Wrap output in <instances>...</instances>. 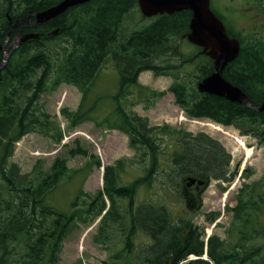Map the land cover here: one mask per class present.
Wrapping results in <instances>:
<instances>
[{
	"label": "trees",
	"instance_id": "16d2710c",
	"mask_svg": "<svg viewBox=\"0 0 264 264\" xmlns=\"http://www.w3.org/2000/svg\"><path fill=\"white\" fill-rule=\"evenodd\" d=\"M59 1L0 0V43L5 40L10 23ZM257 1L264 4V0ZM135 7L138 8L137 0H90L70 7L42 25L28 28V32H38V36L12 50L1 69L0 264H61L60 253L66 237L79 224H90L98 217L94 241L109 239L111 231L116 229L115 236L121 238L123 246L115 258L124 259L122 264H179L191 253L203 256L206 243L192 217L173 219L165 203L150 200L137 204L136 194L140 186L150 187L155 175L167 178V187L174 182L173 191L181 186L182 192V178L187 175L206 183L228 182L235 174L229 172L230 154L218 140L203 131L192 133L167 125H150L147 116L128 110L119 101L111 114L99 120L93 117L94 106H85L84 101L107 58L113 60L119 73L115 97L125 102L133 94L138 98L128 100L129 106L143 101L154 103L168 91L188 118L232 126L241 135L252 136L264 146V110L198 90V82L214 71L213 60L196 45L199 52L184 57L176 43V39L186 38L192 12L157 14L142 28L126 33L122 22ZM226 31L239 40L240 50L224 67L222 75L259 106L264 98V37L252 36L245 40L230 26ZM2 56L0 50V61ZM195 58L199 60L193 61ZM186 62L193 65L191 70L184 68ZM142 71L170 76L172 81L166 90L150 89L138 81ZM62 83L75 86L81 93L75 109L60 108L67 129L86 121L117 129L127 135L128 145L140 157V162H148L143 165V174L126 183L119 182V172L131 159L128 162L118 159L113 165L104 166L103 189L94 193L80 191L69 213L58 210L46 199L48 193L70 177L66 157L55 156L47 167L37 159L28 172H22L19 164L11 159L15 143L25 134L36 132L55 143L61 142L63 130L40 103V98ZM166 140H170L169 145L174 142L179 147L172 151L168 163L160 156L167 150L168 146L163 148ZM67 152L71 157L87 156L79 143ZM92 164L100 166L99 159H94ZM252 172L244 168L242 177H249ZM175 177H181L180 181H175ZM234 201V205L227 207L231 213L227 232L232 243L225 246L218 236L212 235L207 242L208 260L197 258L190 264L211 261L264 264V245L255 242L257 235L264 234V223L260 220L264 213V177L242 183ZM212 214L209 221L218 215ZM139 231L147 235V241L134 244Z\"/></svg>",
	"mask_w": 264,
	"mask_h": 264
},
{
	"label": "rangeland",
	"instance_id": "374dc122",
	"mask_svg": "<svg viewBox=\"0 0 264 264\" xmlns=\"http://www.w3.org/2000/svg\"><path fill=\"white\" fill-rule=\"evenodd\" d=\"M210 8L219 16L225 27L238 34L240 38L247 39L252 36L264 37V4L257 0H210ZM150 17H145L135 7L130 11L122 25L126 33L142 28L149 23ZM176 39L180 51L184 57H192L199 52L195 45L185 38ZM199 59L193 60L198 61ZM184 68L191 70L193 65L189 62ZM119 73L113 60L107 58L98 71L85 97V106H94L92 116L102 119L111 114L119 103H123L129 110L140 115L147 116L150 125L163 126L176 130H185L192 133L203 131L218 140L230 154L229 172H235L232 180H210L199 192L200 207L186 212L188 207L179 190L173 191V185L167 187V178L155 175L150 187L140 186L136 194L135 202L159 201L169 208L173 219L192 216L193 223L203 229L204 234L210 231L224 236V228L231 219L228 206L234 205V196L242 183H251L264 177V146L257 143L256 139L249 135H241L239 131L208 119H191L174 103L173 94L166 92L158 100L143 101L140 104L129 106L128 100L135 101L136 96H130L126 102L123 98H116L118 91ZM138 81L157 91L166 90L172 79L170 76H154L151 71H142ZM81 99V93L70 84L62 83L55 90L46 91L41 95L42 103L47 112L55 118L63 130V138L60 143H55L48 137L39 133L25 134L15 143L12 160L19 164L22 172H28L37 159H41L45 167L49 166L55 156L67 158L70 167V177L65 178L53 191L47 194V202L58 210L69 213L72 203L80 191L94 193L103 189L104 166L113 165L118 159H131L130 164L119 172V182L126 183L143 174V165L147 161L135 154V150L128 145L127 135L117 129H108L105 126L96 125L92 121H86L74 129H67V122L60 114V108L67 106L75 109ZM145 102V103H144ZM148 104V108L144 105ZM235 134V135H234ZM238 135V136H236ZM240 136V137H239ZM242 137V138H241ZM78 143L87 151V156L75 155L71 157L68 149ZM241 140V141H239ZM166 140L167 150L160 154L161 160L168 163L170 154L174 149H179L174 142L169 145ZM243 146V147H241ZM248 146V147H247ZM99 159L100 166L92 164L94 159ZM163 164V163H162ZM161 164V165H162ZM253 170L249 177H242V170ZM181 177H175L180 181ZM166 188L163 190L162 187ZM194 190V189H192ZM108 205V200H106ZM186 213H185V212ZM212 212L218 213L214 221L207 222L206 218ZM264 223V213L260 216ZM99 217L90 224H79L64 240L60 253L61 264H122L124 259L115 258L122 248V240L116 235V229L111 231L110 238L105 241L95 242L93 237L98 232ZM144 232L139 231L134 242L140 243L147 240ZM257 238V240H256ZM255 238L256 243L264 245V234ZM207 258V257H206Z\"/></svg>",
	"mask_w": 264,
	"mask_h": 264
},
{
	"label": "water",
	"instance_id": "95a60500",
	"mask_svg": "<svg viewBox=\"0 0 264 264\" xmlns=\"http://www.w3.org/2000/svg\"><path fill=\"white\" fill-rule=\"evenodd\" d=\"M88 1L90 0H60L54 5L37 12H31L27 17L14 21L5 40L0 43V50L3 52L0 71L7 62L12 50L21 42L38 36V32H28L20 36L19 31H17L14 36V45L12 48L6 49L5 46L11 28L22 22H25L23 27L41 25L62 14L70 7ZM137 5L145 17L163 13L172 14L182 10L191 11L192 17L189 21V32L186 34V39L191 44L201 47L202 51L213 60L214 65V71L198 82V90L250 106L258 111L264 110V98L259 106H255L238 86L230 83L222 75L224 67L237 57L240 43L236 37L228 35L224 23L210 8V0H137ZM30 17L34 19L32 22H29ZM53 32H56V30ZM182 184L183 190H185L192 185H195L196 188L202 187L205 185V181L187 175L182 178Z\"/></svg>",
	"mask_w": 264,
	"mask_h": 264
},
{
	"label": "flooded vegetation",
	"instance_id": "af4514ba",
	"mask_svg": "<svg viewBox=\"0 0 264 264\" xmlns=\"http://www.w3.org/2000/svg\"><path fill=\"white\" fill-rule=\"evenodd\" d=\"M13 23H14V22L10 23V25H9V29H10V27H11V25H12ZM21 27H22V24H19V25H17L16 27L11 28L10 33H11L12 31H14V32H13L12 37H9V39H8L7 42H6V46H5L6 49H10V48H12V46L14 45V43H15V38H14V36H15V34H16L17 31H19V35L22 36L23 34L28 33L27 29H28L29 27H31V26H28V27H25V28L20 29ZM31 28H32V27H31ZM19 45H20V44H19ZM19 45H18V46H19ZM18 46H17V47H18ZM201 188H202V187L196 188L195 185H192V186H190L188 189L183 190L182 195H183V197H184V201H185V203H186V206L188 207V210H186L187 213H188V212L192 213V211H193L194 209L200 207L199 192H200ZM192 189H194V190H192ZM184 212H185V211H184ZM186 212H185V213H186ZM212 213H213V212H212ZM212 213H211V216L213 215ZM193 215H194V213H193V214H190L189 216H184V217H192ZM211 216L206 218L207 222H211V221H209V219L211 218ZM216 218H217V216H216ZM216 218H214V220H215ZM214 220H212V221H214ZM196 227L198 228V231H199V232H202V238H203V240H204L205 243H206V244H205V248H206V249H205V252H204L203 256H200V257L194 256V254L191 253L190 255H188V256L186 257V259H184V260H183L182 262H180L179 264H190L192 260H196L197 258H201V259H204V260H208V256H207V242H208V238H209L210 236H212V235L218 236V237L220 238V240L224 243L225 246H229L230 243H232V240H230V237H231V236H230V234L227 232L228 229H229V227H230V224H229V223H228L227 227H225L224 230H223V232H224V236H223V237H220V235H218V234H216V233H213V232H211V231H210L209 234H204L202 228H200L198 225H196ZM144 234H145V233H144ZM145 235H146V234H145ZM236 235L239 236V234H236ZM146 236H147V235H146ZM257 236L259 237V236H261V234H259V235H257ZM257 236H256V237H257ZM256 240H257V238H256ZM256 240H255V242H256ZM146 241H147V240H145V241H143V242H140V243H145ZM235 242H236V240H233V243H235ZM140 243H138V244H140ZM134 244H137V243L134 242ZM122 246H123V245H122ZM205 254H206V256H204ZM206 257H207V258H206ZM210 264H214V263L211 261Z\"/></svg>",
	"mask_w": 264,
	"mask_h": 264
},
{
	"label": "bare ground",
	"instance_id": "6f19581e",
	"mask_svg": "<svg viewBox=\"0 0 264 264\" xmlns=\"http://www.w3.org/2000/svg\"><path fill=\"white\" fill-rule=\"evenodd\" d=\"M216 14V13H215ZM217 15V14H216ZM218 16V15H217ZM23 19V18H22ZM17 20H20V19H17ZM34 19L32 18V17H30L29 18V22H32ZM51 20V19H50ZM16 21V20H15ZM223 22V21H222ZM45 23V22H44ZM20 24H22V27L20 28V29H22V28H25V27H23L24 26V24H25V22H22V23H20ZM42 25V24H41ZM37 26H40V25H37ZM37 26H31L32 28H35V27H37ZM31 27H29V28H31ZM226 28V27H225ZM240 43V42H239ZM235 135V134H234ZM236 136H238V135H236ZM240 137V136H239ZM242 138V137H241ZM239 141H241V140H239ZM242 142V141H241ZM240 145V144H239ZM241 146V145H240ZM241 147H243V146H241ZM248 147V146H247ZM244 148V147H243ZM245 149V148H244Z\"/></svg>",
	"mask_w": 264,
	"mask_h": 264
}]
</instances>
